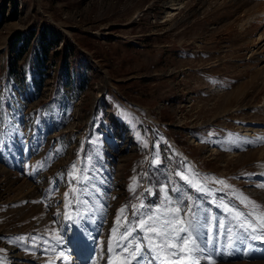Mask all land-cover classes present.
Listing matches in <instances>:
<instances>
[{
    "label": "rangeland",
    "instance_id": "rangeland-1",
    "mask_svg": "<svg viewBox=\"0 0 264 264\" xmlns=\"http://www.w3.org/2000/svg\"><path fill=\"white\" fill-rule=\"evenodd\" d=\"M43 26L59 37L35 86L32 44L10 43ZM175 208L200 264H264V0H0V264H61L75 215L85 264L134 232L153 264L147 226Z\"/></svg>",
    "mask_w": 264,
    "mask_h": 264
},
{
    "label": "snow or ice",
    "instance_id": "snow-or-ice-1",
    "mask_svg": "<svg viewBox=\"0 0 264 264\" xmlns=\"http://www.w3.org/2000/svg\"><path fill=\"white\" fill-rule=\"evenodd\" d=\"M73 168L75 169V165H73ZM177 175H181L180 173H177ZM75 178V177H74ZM183 179H187L186 177H183ZM219 183L224 184V181H219ZM227 187V185H225ZM67 195V194H66ZM241 201L252 204L254 202L248 201L247 197H243L241 194ZM226 210L227 209L226 207ZM123 209H121V212ZM173 212L176 214L173 216V218L168 219L165 218L159 223V226L157 225H151L147 226V232L151 233L154 237L158 239V243L153 244L152 240L150 239V251H156L157 259H160L159 251L162 250H168V255L175 258L174 260L170 262H165V264H176L177 261L181 262V264H198V258L197 254L202 253L205 251L201 245L197 243V239L193 236V229H194V223L193 221H185L182 217L179 216L180 209L175 208L173 209ZM241 215L240 212H236V216L239 217ZM251 215V214H250ZM261 220V224L264 225V216L259 218ZM120 217H117V223H119ZM141 228L146 227L145 223L141 221ZM244 225H241L243 227ZM248 227L252 228L253 231H255V228H253V225L251 222L248 223ZM117 229H113V233H116ZM128 233L121 234L119 239L116 241V247L120 248L122 252L127 253L128 257L131 259H139V253L142 251V247L140 244H136L134 249L133 246L130 244H122L121 242L124 241ZM264 238V237H261ZM22 239V238H18ZM173 241H176V243H173ZM112 245L111 241L109 242V251H112ZM127 259V258H126ZM210 261V264H215V261L211 259V257L208 258ZM109 264H113V261H109ZM121 264H126L125 261H122Z\"/></svg>",
    "mask_w": 264,
    "mask_h": 264
},
{
    "label": "trees",
    "instance_id": "trees-1",
    "mask_svg": "<svg viewBox=\"0 0 264 264\" xmlns=\"http://www.w3.org/2000/svg\"><path fill=\"white\" fill-rule=\"evenodd\" d=\"M58 37V33L55 30H52L50 27L43 26L40 29L33 27L27 31L18 32L11 40L10 45H12L13 49H16L20 54H22L27 49V47L32 44L34 60L31 68H29V74L31 76V82L35 86H37L38 84L40 85L42 81V78L39 77V70L45 64V61L49 57L50 51L53 50V38ZM57 53L58 52L55 51L53 52V55H57ZM71 53L74 54V59L71 66L68 61L64 58L61 62V66L58 72L59 82L61 81L63 85H65L66 83L68 84L72 80V75L70 73L71 68H74L79 73L82 71L81 68H79L78 66L77 59L79 57V54L77 53V51L74 50H72ZM8 74H10V67ZM78 76L80 78L81 83L84 84L86 82V76L84 74H78Z\"/></svg>",
    "mask_w": 264,
    "mask_h": 264
},
{
    "label": "bare ground",
    "instance_id": "bare-ground-1",
    "mask_svg": "<svg viewBox=\"0 0 264 264\" xmlns=\"http://www.w3.org/2000/svg\"><path fill=\"white\" fill-rule=\"evenodd\" d=\"M76 225V224H75ZM135 238V237H134ZM137 240V236H136V238L135 239H133V240H130L129 242H128V244H130V245H132L133 246V249H134V247H135V241ZM86 246V245H85ZM87 247V246H86ZM89 250V249H88ZM90 254H91V252H88V255L90 256ZM125 254H127V253H125ZM179 262V261H178Z\"/></svg>",
    "mask_w": 264,
    "mask_h": 264
}]
</instances>
